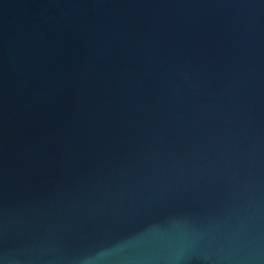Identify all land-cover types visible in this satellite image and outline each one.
Wrapping results in <instances>:
<instances>
[{
  "label": "water",
  "instance_id": "95a60500",
  "mask_svg": "<svg viewBox=\"0 0 264 264\" xmlns=\"http://www.w3.org/2000/svg\"><path fill=\"white\" fill-rule=\"evenodd\" d=\"M0 264H264V0H0Z\"/></svg>",
  "mask_w": 264,
  "mask_h": 264
}]
</instances>
